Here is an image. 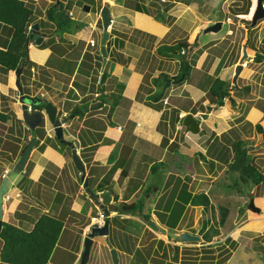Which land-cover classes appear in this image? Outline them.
<instances>
[{"label": "rangeland", "instance_id": "1", "mask_svg": "<svg viewBox=\"0 0 264 264\" xmlns=\"http://www.w3.org/2000/svg\"><path fill=\"white\" fill-rule=\"evenodd\" d=\"M75 1L76 0H66L64 2L65 7L68 2V8L74 3L75 5H73L72 8L75 15H77V13H81L83 11V5L88 4V2H82V0ZM178 1L188 4L184 10L179 9V13H185V15L179 18V24L184 27L182 32L179 33V36L185 37L190 34V43H192L191 52L197 43L194 42L197 39V36L195 35L192 39L193 35L197 33L199 34L207 24L217 19V6L221 0ZM42 2L43 1H40V3ZM255 5L256 0H223L221 5V9L224 10L222 26L219 30H217V32H214V35L210 32V36H217V39L212 41L218 43L216 46L206 48V58L204 60L202 59L201 62V66L206 69L209 65V59L211 61L212 56L216 55L217 58H219V63L217 65H219V68L221 66L223 67L221 74H224V77L222 78H224L226 82L230 81L231 84H233L232 86L230 84L228 85L227 91L234 99L236 96L243 98L239 106H235L238 104L236 101L231 104L232 109L236 110L233 112L234 115H232V121H229L231 122L232 127L224 131H220L219 133H217L216 130H208L204 127L205 120L210 121L218 117L215 112L211 111L212 108L210 105L208 106L210 111L207 110V104H211L213 102L216 103V97L209 92L208 87L213 78L216 76L217 70L215 68L213 74H205L204 68L196 65L194 60L202 48L209 44V42H206V40L203 39L207 37V35L203 38L199 37L198 50L196 49L195 53L192 52V55H189L188 57L192 67L190 69V77L188 76L186 78H190V83H200V86L203 88L206 86L208 87H206V90L201 94L200 99L195 104H192L191 98H185V92L178 95L176 91H170V95L175 94L178 96L177 99L180 100L177 105L178 107L189 109L192 112L194 111V113H196V110L198 109V113H200L198 117L202 121L200 134L197 136H194L193 133H191L193 135L189 134L186 138L187 141L184 142V144L188 141L190 142L191 138L195 137L196 140H199H197L198 145L201 143L203 147H206L208 144L210 152L212 150H218L219 148L221 149L222 146H224V149L221 151L224 154L223 158L218 157V159L214 160L211 166L208 161L192 165L193 158L196 160L200 159L198 153L200 148L197 147L196 149H192L191 154L183 152L184 156L178 158L177 160L178 165H174L173 163L168 164L167 162L170 160L172 161L173 159H171L170 155H166L167 160L164 159L165 166L161 167V165L158 164V169L144 172V164H146V161L149 160L147 159L139 163L137 166L135 165L136 168H131L133 172L130 171L131 178H129V181L127 176L124 177V175L121 174L120 177H114L112 179L113 181H108L107 177H103V180L96 183L95 181L99 180L103 175L105 165L97 167V165H99V160H92L90 163L91 166L88 167V171L86 168V176L89 178V185L97 191L101 184L110 182V187L113 188V197L109 200L112 208L109 209L108 205V210L104 212L101 207L94 203L89 193L84 189L83 181L80 179L79 170L76 168L72 160L71 146L69 145V147L58 142L54 136L45 137L40 134L39 139L35 138L33 144L36 145L37 148L34 147V150L31 153L25 167L28 166V172L33 168V172H35L39 168L37 164L40 165V163H42L44 168L41 171L42 175L39 178L40 181L38 183L34 181L35 183L31 186L32 189L29 190L28 186H25L24 181H22L23 179L27 181V173L25 174L24 172H21L23 169L19 171L20 175L17 179L20 183L22 181L21 185L24 188L20 187V184H18L19 182L16 183L17 179L14 181L15 184H13V186L8 183L9 189L12 186L11 190L9 192L7 191L9 196L5 197L8 208V218H3V220H9L16 224L17 222L21 224L23 223L21 227L27 229L28 226L26 224H28L32 218L34 219L36 217L31 216L29 219H26L28 222H22L17 217V212L26 208V202L28 201L34 205V207H30L35 208V215L36 213L40 214L45 212V210L50 214L59 215V212L61 213V211L65 210V217L63 218L65 223L58 241L53 248L48 264H78L83 248L84 236L90 230L89 225L95 220L94 217L100 218L101 216L103 217V220H105L106 217H109L108 236L100 234L93 236L89 256L84 264H113L112 254L110 252L111 247H115L117 249L119 264H129L130 260L136 256L137 248L142 251L150 249L149 258H159L164 256V253H166V261H173L176 252L177 262L179 263L180 260L182 262L181 257H184L186 259L185 264H264V182L254 184L249 179L247 181H243L240 178L239 173L229 170L227 165V162L232 160L233 141L235 139L242 138L247 146V151L250 153L251 162L255 163L264 173V53L262 50L264 47V17L259 18L253 26H250L251 16ZM148 8L151 10L150 12L152 14L157 15V11L161 13L159 16L163 17L164 20L167 15H171L169 14V11H172V5L168 4V1L163 2L162 0L148 1ZM159 16H157V18L160 19L161 17ZM189 17H191L192 20ZM190 20L193 23H191V27H189ZM98 25H101V20L98 21ZM95 34L96 39H98V45L100 38H98V36L100 35L97 31ZM203 34L204 32H201L199 35L201 36ZM246 37H249L248 44L245 43ZM244 43L247 46L246 51L248 55L244 60H242L243 68L239 72L236 81L232 83L236 65L242 55ZM162 51L167 54H173V52L164 49H162ZM256 52L260 54L263 53V56L257 59V54H254ZM179 55L181 58H185L181 56V54ZM54 59L57 64L61 60L58 54L55 55ZM87 62V58H84L83 64H87ZM75 64V59H69L65 66L69 68V66L72 67V65L74 66ZM26 73L29 72L26 71ZM25 81L26 75L24 77V86H26ZM169 84L171 85V82ZM166 88H170V86L168 85ZM90 91L94 92L93 88ZM27 92H31V90L28 89ZM258 95H261L262 98H259ZM140 97L142 96L138 95V98ZM182 97H184V99H182ZM225 97L223 98V103L227 100V97ZM84 99L87 101V97ZM84 99L81 100L83 101L82 103L85 102ZM203 99L205 101L201 103ZM207 100L209 102H207ZM15 101H17V99H15ZM17 102L12 103L11 109H9L11 117L8 121L9 127H13L12 130L14 129V125H18V123L22 120L21 110L18 109ZM56 103L59 105L61 104L58 102ZM251 105H256L263 111V113L260 114L256 110H252L250 111L248 117L245 113ZM102 108L104 109L105 107H103L101 103L99 107L91 109L89 113H86V116L89 114L90 116L88 118H95L96 116L92 115H95V113L98 115L101 111L104 112V110H101ZM200 110L205 113L200 112ZM169 113L171 114L170 117L173 118L172 115L176 113V111L174 112L172 109H166L165 114L168 115ZM108 114L110 115L111 111H108ZM99 119L102 121L101 118ZM115 120L118 121L119 119ZM142 120L143 118L141 121ZM80 121L81 123H84L85 120L82 121V118L74 117L71 118L70 122H66V131L70 132L74 138ZM259 121L263 127L262 131H258L255 126V124ZM125 122L131 126L133 124L132 121L129 122L125 121V119H121V123ZM174 122L175 121L171 123L170 135L174 131ZM229 122L228 120L226 121V123ZM221 124L223 125V122ZM12 130L9 135L12 134ZM161 130H163V123H161ZM64 134L67 133L64 132ZM19 135H21V132H19ZM131 136H133V133H131ZM165 137L167 136L163 133L161 137L162 142H165ZM18 138H9V142H12L11 144L14 145L19 142L18 140H20V143H22V139H20V137ZM180 138L181 136L177 135L176 140ZM27 141H29V131L25 128L23 144L27 143ZM140 143L141 141L138 142L139 149ZM103 145H105V143ZM54 148L63 154L65 162H61V160L58 162L56 160V152L54 151ZM39 149L42 153H44V156L39 152ZM99 152L97 157H99L100 160H104V157L102 156H105L106 153ZM78 153L81 155L79 151ZM154 153L155 154L152 156L157 158V153ZM203 159L205 158L203 157ZM33 160L37 162L32 164ZM131 165L133 164L131 163ZM171 167L180 172V174H176L173 178V174L167 173V169H170ZM57 172L58 174L60 173V176L57 175ZM10 175H13V173ZM193 175L194 177H192ZM34 176L36 177V175ZM178 176L181 177L180 179H184V183L186 184V188L188 190L205 191L208 194L212 208L211 210H207V208H203L200 205H188L186 213L175 230L177 232L181 230H188L191 233L201 235L204 231L201 222L202 217H210V219H213V222H215L218 218H220V206H226L228 208V212L224 223L219 225L220 234L218 236L208 242H203L202 238L198 240H180L179 237L169 238L165 232L151 228L145 219H142L138 213L133 212L119 214L120 216L130 217L134 221L129 224V222L125 220L124 223H127L125 228L114 223L113 218L111 217L118 213L115 209V205H117V203L120 204L124 200L131 201L133 199L136 200L140 198L144 204L142 208L143 212H149L150 218H152L159 226L166 228L164 223H161L159 220L155 209L157 208L156 203L160 200L163 201V199L167 197L170 193V189L172 188V184H175ZM64 177L67 178L68 181ZM132 178L139 180L138 182H142V184L137 192H135L132 196H128L132 193V191L129 192ZM49 180L50 182H55L59 189L66 191L65 196L61 193L63 198L60 197L59 200H53L54 189H49ZM155 180H158L159 183H156L157 181L155 182ZM43 183H47L46 186H44ZM176 183V185L179 186V183L181 182L177 181ZM146 188H148L149 191L145 192ZM173 188H175V186H173ZM18 189L21 190L20 194L16 193ZM251 198L253 199L254 205L259 207L258 211L248 207V203ZM32 213L33 211H29V216ZM228 235L235 240V247H232L230 242L225 239ZM159 239H163V244L161 246H159ZM1 243L2 240L0 238V246ZM207 243H212L210 244V248L213 251L212 257L209 255L204 257V254H207L205 251V248H208V245H206ZM225 248L230 249L228 257L225 255ZM155 250H158V252ZM0 264L9 263L0 261Z\"/></svg>", "mask_w": 264, "mask_h": 264}, {"label": "crops", "instance_id": "2", "mask_svg": "<svg viewBox=\"0 0 264 264\" xmlns=\"http://www.w3.org/2000/svg\"><path fill=\"white\" fill-rule=\"evenodd\" d=\"M24 1L33 9L42 11L41 14L37 13L34 15L32 22L38 21L39 30L44 33V37L41 41L43 42L42 44H40L41 42L36 43L32 38H30L28 41V58L32 62L30 65V74H25V82L26 86L31 89L32 95L33 93H40L41 95L50 99L54 104H57L56 102L61 103V106H63V108L65 102H79L80 99H84V97L87 96H89L90 101L89 105L87 106H92L91 104L94 103V100L97 101V95L104 93L105 95H108V97L105 98V101H100L103 107H105L104 109H101L104 110V112L101 111L98 115L96 113L95 115H92L96 116L95 118L97 119L88 118L90 115L88 114V116H86V113H89L91 109H89L90 111H86V109L84 115L82 117H78L82 118V121H85L84 123H81L80 121L75 138L73 137V135H71L70 132H66L67 134H65L66 137L73 141L76 148L78 147L77 152L79 151L81 153L82 145L80 144L79 132L87 126L101 129V140H103V142L98 145L93 151L92 158L87 162L80 155L81 159L87 167V171L88 167L91 166L90 163L92 162V160H99V165H97V167L105 165L103 175L99 180L95 181L96 183H98L103 178L105 171L112 165L113 160L110 161L108 157L109 153L114 150H126L125 158L131 159L130 167L127 168L126 174H124V177H128V181L129 178H131L130 171L136 168L135 165L137 166L139 163L147 159L149 160H147L146 164H144V172L150 171V165L152 164V162L159 160L164 161V159L167 160L166 155H170L171 159H173L172 161L169 159L170 161H168L167 163H173L174 165H176L178 163V158L184 156L183 152H185L186 154H191L192 149H196L197 147L200 148L198 151L200 159L196 160L195 158H193L192 165L196 163L199 164L207 160L209 161L210 159H218V152H216L217 150H212L210 152V147L208 144L206 145V147H203L201 143L198 145L199 140L197 139V141L195 137L191 138V143L188 141L186 144H184V142L187 141L186 138L192 132L185 130V127L177 120V118H175V113L172 115L173 118L170 117V113L168 115L165 114L166 109H172L174 110V112H177L176 109H178L179 116H182L184 113L190 111L189 109L178 107L177 105L180 100L177 99V95H170V91H176L178 95L185 92L186 94L184 95L186 97H184L188 99L191 98L192 104H195L200 99L201 94L206 90V87L208 86L203 88L202 86H200V83L193 84L190 83V78H185L183 80H174L171 82V85L168 84L170 88H165L163 90L161 98L154 100L149 96V94L160 88L159 84L153 81V77L157 76L162 71L167 72L170 75L176 74L179 69V60L181 58L179 52H182V47H180L178 51L173 54H167L166 52L158 49V46L161 44H175L178 40L184 38L187 39V41L191 42V37L189 38L190 34L185 37L179 36V33L182 32V29L184 28L179 24V18L185 15V13H179V9L184 10V8L188 4L178 0H162L163 2L168 1V4L172 5V11H169V14L171 15H167L164 20V18L159 16V14L158 16L161 17L160 19L157 18L155 14H152L150 12L151 10L148 8V1L152 0H90V2H88V4L90 5L89 9H83V11L81 13H77V15H75L72 8V6L75 4L73 3L72 6L68 8L67 2L66 9L68 10L69 15L72 18L78 20L80 24L79 26H75L74 28L69 30H58L56 24L46 18L45 9L51 4H56L59 0ZM40 1H43L44 3H40ZM60 1L65 4L64 1L66 0ZM82 2L87 1L82 0ZM103 4H108L109 6L111 22L109 25V37L106 42L107 60L102 69V71L105 69L108 75L103 79L102 82H100V75L102 73V58L99 59L98 57L99 42L97 45L98 39H96L95 33L97 31V33L101 36L102 23L99 26L98 21L101 20L100 11ZM137 5L141 7L139 8L141 10L136 8ZM143 6H146L145 10ZM147 9L150 11H148ZM189 18L191 19V17ZM191 20L189 27H191ZM201 32H204V34L200 36L199 34ZM201 32L199 34H192V39L195 37V35L197 36V39L194 41L197 43L193 47V51L189 53L188 48L186 47L183 52L184 54H189L191 56L192 52L195 53V50H198L199 37L203 38L205 35H207V37L203 39H205L206 42H209V44L206 47H203L196 59H194L195 64L198 66H201L202 59L204 60L206 58V48L216 46V44L218 43L212 41L217 39V36H210V32L214 35V32L217 31L205 32L202 29ZM100 36H98V38ZM10 37L11 29L9 25L0 22V47L6 46L7 41L10 39ZM91 38L94 39L93 44L89 42ZM57 54L61 59L58 64L54 59L55 55ZM84 58H87V64H83ZM69 59H75L76 64L74 66L72 65V67L69 66L68 68L67 66H65V64ZM208 62L209 65L208 67H206V69L203 66L201 67L204 68L205 74L207 73L209 75L213 74L217 64L219 63V58H217L216 55H213L212 60L210 61L209 59ZM222 70L223 67L221 66L216 73V75H219V77L221 78L224 77V74H221ZM20 80L22 84H24L21 77ZM92 88L94 92L90 91ZM138 95H141L142 97L138 98ZM17 96L18 91L15 85L14 69L5 70L0 66V110L10 113L9 109H11V104L17 102L14 100ZM184 97H182V99H184ZM226 97L227 100H225L222 105L215 106V102L207 104V107L210 105V107L212 108L211 111L215 112L218 116L217 118H214V120H205L204 127H206L208 130H216L217 133H219L220 131H224L232 127V124L229 121H232V115H234L233 112L236 110L232 109L231 104L233 101H231L229 96ZM258 97L262 98L261 95H258ZM241 100H243V98L236 96L234 101L238 102V104H236L235 106H239ZM5 101L7 102V105ZM203 101L205 100L203 99L201 103H203ZM207 102L209 101L207 100ZM207 110L210 111L209 107ZM252 110H256L260 114L263 113V111L259 107H257L256 105H251L245 115L249 117V113ZM65 111L67 112V110ZM108 111H111L110 115L108 114ZM200 112L202 111L200 110ZM192 113L196 116L197 119H199L198 117L200 113H198V109L196 110V113ZM10 117L11 115L6 120H0V183L3 179L4 173H6V171L13 166L14 162L18 159L20 153L22 152V147L24 146L23 138L26 123L24 122V120H21L18 125H14V129L12 130L13 127H9L8 121ZM99 118H101L102 121H100ZM142 118L143 120L141 121ZM115 119L119 120L117 121ZM121 119H125V121L129 122L132 121V126L126 122L121 123ZM227 120L229 123H226ZM111 121L112 123H110ZM173 121H175L173 129L174 131L170 135L171 123ZM222 122L223 125L221 124ZM161 123H163V130H161ZM199 123L201 129L202 121L200 119ZM11 130L12 134L9 135ZM19 132H21V135H19ZM162 132L167 136L165 137V142H162ZM131 133H133V136H131ZM193 134L194 136L199 135L200 130L198 133ZM177 135L181 136V138L178 140H176ZM18 137L22 139V143H20V140H18L19 142L15 143L14 145L11 144L12 142H9L10 139ZM139 141H141V143L139 144L140 149L138 148ZM104 143L105 145H103ZM34 147L37 148L36 145L32 147L27 161L29 160L31 153L34 150ZM54 151L56 152V160L58 162L60 160L61 162H65L63 154H61L55 148ZM39 152L44 156V153H42L40 149ZM98 152L106 153L105 156H102L104 157V160L101 159V161L100 158L97 157ZM154 152L157 153V158H154L152 156L155 154ZM8 154L13 155V158L11 160L8 159ZM203 157L205 159H203ZM34 162L36 163L37 161L33 160L32 164H34ZM26 163L23 167V171L21 172H24L25 174L27 173V181H25L24 179L21 180L24 181L25 186H28V189L31 190L32 184L35 182L38 183L40 181L39 178L42 175L41 171L44 167L42 166V163H40V165L37 164L39 166L37 171L33 172V168L28 172V166L25 167ZM131 163L133 165H131ZM208 163L210 166L212 165L210 164V162ZM168 169L167 173L173 174V178L176 176V174H180V172L173 169L172 167L169 170ZM121 170L122 167L118 166L112 173L110 181L114 177H120ZM19 175V172H14L13 175H9L8 183L13 186V184H15L14 181ZM34 175H36V177ZM57 175L60 176V173L58 174L57 172ZM192 177H194V175ZM65 179L67 180V178ZM22 181L20 183L17 179L16 183L19 182L18 184H20V187L24 188L21 185ZM183 181L184 179L181 181L178 187L183 186ZM48 183L50 184L48 185L49 189H54L53 200L57 199L56 197L59 193H62L65 196L66 191L59 189L55 182H50L49 180ZM46 184L47 183H43L44 186H46ZM7 186V191L9 192L12 186L10 189L9 184H7ZM16 193L20 194L21 190L18 189ZM110 194L112 196V192ZM165 198L163 199V201H161L159 209H163L165 207ZM26 206V208H23L17 212V217L22 222H28L26 219H29L31 216L37 218L41 214H34V205L32 203H29V201L26 202ZM187 207L188 205L186 206V209ZM29 211H33L30 216ZM45 212L47 211L45 210ZM60 214L61 213L59 212V215ZM2 218H8V208L6 205L5 197L3 198ZM36 218H32V220L28 222V224H26L28 226L27 229H30L32 227ZM22 224L17 222V225L19 226H21Z\"/></svg>", "mask_w": 264, "mask_h": 264}, {"label": "trees", "instance_id": "3", "mask_svg": "<svg viewBox=\"0 0 264 264\" xmlns=\"http://www.w3.org/2000/svg\"><path fill=\"white\" fill-rule=\"evenodd\" d=\"M83 1L90 2V0ZM136 8L139 9L141 7L137 5ZM143 8L145 10L146 6H143ZM45 12L47 19L56 24L58 30H69L74 28L75 26H79L80 24L78 20L72 18L69 15L65 4L60 0L56 4H51L49 7H47L45 9ZM37 13L41 14L42 11L33 9L24 0H0V22L9 25L11 29V37L7 41V45L4 47H0V66L5 70L15 69L22 63L23 71L21 72L20 77L23 83L25 74H30V65L32 62L28 58L29 25L32 22L34 15ZM158 14L160 15V13L157 11L156 16H158ZM248 40L249 37L246 38V44H248ZM42 43L43 42H41L40 44ZM180 47H182L183 52L187 47L190 53L192 43L187 41V39H180L175 44H161L158 46V49L162 50L166 48L167 51L175 53ZM262 50L264 53V47ZM99 51L98 57L99 59H101L102 55ZM183 52H179L185 58H180L179 69L176 74L170 75L169 73L162 71L157 76L153 77V81L155 83H158L160 88L149 94L152 99L156 100L162 97L163 90L167 86L164 84H166L167 82H172L178 79L183 80L186 77L190 76V69L192 67V64L189 62V54H184ZM263 53L260 54L256 52L254 54H257L256 58L259 59L263 56ZM218 69L219 65H217L216 67L217 71ZM26 71H28L29 73H26ZM107 75L108 73L104 69L100 75V82H102ZM24 85L25 84H23L24 92L28 93L30 97H33L32 92H27L28 89H31L28 86L26 87ZM228 85L229 82H226L224 78H221L218 75L213 78L208 87V90L216 97L215 106L223 104V97L220 96L222 90L225 91L224 96L230 94L227 91ZM106 97H108V95H105V93L97 95V101L94 100V103H92L91 105L95 106L100 101H105ZM82 99H80V101ZM84 101V103H82L83 101L75 103H68V101L67 103L65 102L64 109L67 110L66 115L68 117L71 116V118L76 116L82 117L86 111H90L89 109H87L86 111L83 109L84 106H87L90 103L89 96H87V101L86 99H84ZM234 102L235 101H233L232 103ZM43 103L44 101L39 105L41 106V104ZM176 110L177 112L175 113V118H177V120L181 122L182 117H179V111L178 109ZM10 115V113L0 110V120H6ZM110 123H112V121ZM255 126L257 127L258 131L263 130L262 124L260 122H257ZM31 134L34 135L36 133L34 130H31ZM101 137L102 131L98 128L87 126L79 132L80 144L82 145L80 154L85 161L88 162L92 158L93 151L98 145L103 142V140H101ZM232 146V160L227 162L229 170L238 172L240 178L243 181H247L249 179L254 184L264 182V173L257 167L255 163L251 162L250 153L247 151L245 141L242 138L235 139ZM24 148L25 147L23 146L21 151H23ZM223 149L224 146L216 151L218 153L220 152L218 157L223 158L224 154L223 152H221ZM125 152L126 150L121 149L119 151L114 150L109 153L108 159L110 161L113 160V163L110 168L105 171L103 176L104 178L107 177L108 181H110L112 173L118 166L122 167L120 176L121 174H126L131 159L125 158ZM7 156L9 160L13 158V155L11 154H8ZM208 162L212 164L214 160L210 159ZM158 164L161 165V167L165 166L164 161L162 160L154 161L150 165V170L154 171L155 169H158ZM104 178H102L101 180H103ZM180 178L181 177H177L176 182H181L182 179ZM133 179L134 178L131 179V188L129 189V192H137V190L141 187L140 185L142 184V182H138L139 180ZM155 182L159 183L158 180H155ZM176 182L171 186L172 188L170 189V193L165 198V207L163 208V210L159 209L161 200L156 203L157 208H155L161 223L166 224L167 228L171 230H175V228H177L180 224L182 217L186 213L185 209L187 205H200L203 208H207V210H211L212 208L208 194L205 191L193 192L192 190H188L186 188V184L184 183V181L182 182L183 186L181 187H178V185H176ZM110 186V182H105L100 185L99 189L111 190ZM173 186H175V188H173ZM147 191H149L148 188L145 189V192ZM60 197H62V195L59 193L56 197V200H59ZM116 208L118 209V213L116 215H113L111 218H113L115 224H118L125 228L127 225V223H124L125 220L128 221L129 224L133 223L134 221L130 217L120 216L119 214L128 212L134 213L136 208H139L140 213H143V202L140 198L136 201L131 202L122 201L120 204L117 203ZM220 210V218H218V220L215 222H213V219H210V217L202 218V228L204 229V231L201 233V238L203 242L211 241L214 237L220 234L219 225L224 223L228 208L226 206H220ZM64 217L65 210L61 211V214L59 216L50 214L48 212H43L36 218L30 229H25L8 220H2V226L0 229V238L2 240L0 246V261L9 264H48L53 248L55 247L64 226ZM144 218H149L148 212L144 213ZM106 219H109V217H106ZM225 239L230 242V245L232 247H235L236 242L234 239H232L229 235L226 236ZM162 244L163 239H159V246H161ZM210 244L212 243L206 244L208 245V248H205L207 254H204V257H207L208 255L211 257L213 256V251L210 248ZM136 250V256L130 260L129 264H185L186 262V259L184 257H181L182 262L180 260V262L178 263L176 252L173 261H166V253H164V256H161L159 258H149L150 249L142 251L137 248ZM155 251L158 252V250ZM229 251V248H225V255L227 257L229 256Z\"/></svg>", "mask_w": 264, "mask_h": 264}, {"label": "water", "instance_id": "4", "mask_svg": "<svg viewBox=\"0 0 264 264\" xmlns=\"http://www.w3.org/2000/svg\"><path fill=\"white\" fill-rule=\"evenodd\" d=\"M223 0H221L218 3L217 6V19L209 24H207L203 31H217L222 26V19L224 17V10L221 9ZM263 0H256V5L254 8V11L252 13L250 26H253L257 19L264 17V4ZM90 5L84 4L83 9L88 10ZM100 18L102 23V32L99 39V45H100V52L102 55V64H101V71L106 63L107 60V50H106V42L109 37V25L111 22V15L108 4H103L100 11ZM44 37V33L39 30V23L38 21H33L29 25V33L28 38H32L35 40L36 43H40ZM247 57V51L245 44L243 45V53L240 57V60L238 64L236 65L235 74L233 76L232 81L235 82L236 78L239 74V72L242 69V60ZM23 69V64L21 63L18 67L14 69L15 73V85L17 87L18 95H19V101L21 102V108H22V116L25 121V123L29 127H34L35 125H38L43 117H47V119L52 123L53 129L57 135V137L61 138V141L66 142L67 145L71 146V153H72V160L76 166V168L79 170L80 173V179L83 181V187L84 189L89 193L91 198L93 199L94 203H96L99 207L102 208L104 212L108 210V206L105 204L109 202L110 200V194L106 190H102L100 192H96L88 183V177L86 176V170L83 160L81 159L80 155L77 152V148L75 144L70 141L66 140L62 137V130H63V119H60L56 116L57 106L51 101L46 99L45 97H38L37 95L34 96L33 99L28 98L24 95L23 89H22V83L20 81V73ZM169 84V82L166 83V85ZM224 90L221 91L220 96L223 97ZM231 101H233V97L229 96ZM44 100V113L41 111H29V103L37 102ZM101 103L99 102L96 106H85L84 110L86 109H94L96 107H99ZM71 116L68 117L70 119ZM182 124L185 127L186 131L192 132V133H198L200 130V123L199 120L193 115L192 112L188 111L186 112L182 117ZM36 136L32 135L28 144L23 149V151L20 153L18 159L14 162L13 166L6 171L3 175V179L0 183V229L2 226V215H3V194L5 191H7V184L9 180V175L14 172H19L23 169L27 159L28 155L33 147V143ZM248 207L254 210H259V207L254 205L253 199L251 198ZM112 208V206H111ZM137 212L140 211L139 208L136 209ZM148 224L151 225L154 229H161L162 231L166 232L171 237H179L180 240H198L201 238L200 235L191 233L188 230H181L179 232H175L171 229L164 228L162 226H159L154 220L149 219ZM109 232V219H105L102 225H99L97 221H92L90 223V230L88 233L84 236L83 239V249L80 255V259L78 264H84L89 256V251L92 243V238L96 234L107 236ZM110 252L112 254V261L114 264H118V255H117V249L115 247L110 248Z\"/></svg>", "mask_w": 264, "mask_h": 264}, {"label": "flooded vegetation", "instance_id": "5", "mask_svg": "<svg viewBox=\"0 0 264 264\" xmlns=\"http://www.w3.org/2000/svg\"><path fill=\"white\" fill-rule=\"evenodd\" d=\"M226 16V15H225ZM228 16V15H227ZM252 17V16H251ZM258 20V19H257ZM222 23H223V19H222ZM247 38V37H246ZM245 41H246V39H245ZM245 44V43H244ZM243 44V45H244ZM245 47H247L246 45H245ZM242 53H243V49H242ZM247 55H248V53H247ZM240 60V59H239ZM244 60V59H243ZM237 79V78H236ZM21 81V80H20ZM22 83V82H21ZM232 83H234V82H232ZM229 84L230 85H233V84H231V82L229 81ZM22 89H23V84H22ZM23 93H24V95L25 96H27L28 98H30V99H33L34 98V96H38V97H45V96H43V95H41L40 93H33V97H30V95L28 94V93H25L24 92V90H23ZM46 98V97H45ZM15 99H17V101H18V109L19 110H21L20 112H21V115H22V108H21V102L19 101V95L17 96V97H15ZM14 99V100H15ZM46 99H48V98H46ZM48 100H50V99H48ZM44 100H41V101H37V102H33V103H29L28 104V106H29V111H36V110H38V111H41V112H43L44 113V104H45V101H44V103L43 104H41V106L39 105L40 103H42ZM56 106H57V111H56V116L57 117H59L60 119H63V130H62V137L64 138V139H66V140H70V141H72L71 139H69L68 137H66L65 136V134H64V132H67L66 131V129H65V124H67L66 122H70L71 121V118L70 119H68V116L66 115V111H65V109L63 108V106H61V104L59 105V104H55ZM22 120H24L23 118H22ZM25 122V121H24ZM25 128H27L28 129V131H29V140H30V138H31V136L33 135V134H31V130H34L35 131V133L36 134H34L35 136H36V139L38 138H40L39 136H40V134H42V136H45V137H51V136H54L57 140H58V142H60V143H62V144H64V145H66V146H69V145H67V143L66 142H63V141H61V138L59 137H57V135H56V133H55V131H54V129H53V125H52V123L47 119V117L45 118V117H43V119H42V121L38 124V125H35L34 127H29L27 124H26V126H25ZM31 129V130H30ZM48 129V130H47ZM28 142L29 141H27V143H24L23 145H24V147H26V145L28 144ZM73 142V141H72ZM34 145V144H33ZM70 147V146H69ZM71 148V147H70ZM85 165V164H84ZM86 165H85V170H86ZM87 173V172H86ZM88 177V176H87ZM88 183H89V180H88ZM112 189L113 188H111V190H106V189H98L96 192H100V191H102V190H106V191H108L109 192V194L112 192ZM136 191H134V192H132L131 194H130V196H132L134 193H135ZM113 196H111V194H110V199L112 198ZM137 200V199H136ZM135 199H133V200H131V201H136ZM124 201H126V200H124ZM131 201H127V202H131ZM117 202V201H116ZM112 204V203H111ZM106 206H108L109 205V209L111 208V206L112 205H110V202H107L106 204H105ZM144 205V204H143ZM116 206L117 205H115V209L117 210V212H118V209L116 208ZM137 209V208H136ZM134 213H138L139 215H140V217L142 218V219H145L146 220V222H147V224H148V220L149 219H152V218H150V213H149V218H144V213L145 212H143V213H140V211L139 212H137L136 210H135V212ZM153 220V219H152ZM161 222V221H160ZM149 225V224H148ZM165 226H166V228H167V225L166 224H164ZM150 227H151V225H149ZM151 228H153V227H151ZM90 229V228H89ZM154 229V228H153ZM168 229V228H167ZM155 230H160V231H162L161 229H155ZM173 231H175V232H177L176 230H173ZM162 232H164V231H162ZM166 233V232H165ZM167 234V233H166ZM108 236V235H107ZM201 236V235H200ZM167 237H170V238H173V237H171L170 235H168L167 234ZM176 238V237H175ZM118 255V254H117ZM114 264V263H113ZM118 264H119V257H118Z\"/></svg>", "mask_w": 264, "mask_h": 264}, {"label": "built area", "instance_id": "6", "mask_svg": "<svg viewBox=\"0 0 264 264\" xmlns=\"http://www.w3.org/2000/svg\"><path fill=\"white\" fill-rule=\"evenodd\" d=\"M263 4H264V3H263ZM70 14H71V12H70ZM90 42H91V43H94L93 39H90ZM181 50H182V49H181ZM3 195H4L3 198L9 196V195L7 194V192H4ZM94 219H95L100 225L104 222L102 216H101L100 218L94 217Z\"/></svg>", "mask_w": 264, "mask_h": 264}, {"label": "clouds", "instance_id": "7", "mask_svg": "<svg viewBox=\"0 0 264 264\" xmlns=\"http://www.w3.org/2000/svg\"><path fill=\"white\" fill-rule=\"evenodd\" d=\"M263 2H264V0H263ZM91 39H93V38H91ZM93 41H94V39H93ZM89 42H90V40H89ZM91 43V42H90ZM91 44H93V43H91ZM99 50H100V47H99ZM182 52H183V50H182ZM101 53V52H100ZM170 83V82H169ZM166 85V84H165ZM168 85V84H167ZM241 86V85H240ZM226 96H231L230 94L229 95H226ZM225 96H224V94H223V98H224ZM234 99V98H233ZM234 101V100H233ZM185 114V113H184ZM183 114V115H184ZM183 115L182 116H179V117H183ZM195 116V115H194ZM196 117V116H195ZM199 120V119H198ZM181 124H182V120H181V122H180ZM183 125V124H182ZM184 126V125H183ZM6 192V191H5ZM96 221V220H95ZM100 225V224H99ZM102 225V224H101ZM89 228H90V225H89ZM83 249V248H82Z\"/></svg>", "mask_w": 264, "mask_h": 264}]
</instances>
